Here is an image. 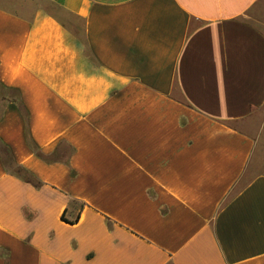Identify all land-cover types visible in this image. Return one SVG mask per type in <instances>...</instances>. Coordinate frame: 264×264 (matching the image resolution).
I'll return each instance as SVG.
<instances>
[{"label": "crops", "instance_id": "obj_1", "mask_svg": "<svg viewBox=\"0 0 264 264\" xmlns=\"http://www.w3.org/2000/svg\"><path fill=\"white\" fill-rule=\"evenodd\" d=\"M263 19L0 0V264H264Z\"/></svg>", "mask_w": 264, "mask_h": 264}, {"label": "rangeland", "instance_id": "obj_2", "mask_svg": "<svg viewBox=\"0 0 264 264\" xmlns=\"http://www.w3.org/2000/svg\"><path fill=\"white\" fill-rule=\"evenodd\" d=\"M264 21V19L262 20V22H260V23H254L255 25H257L258 27H260L261 28V30L262 31H264V25H263V22ZM264 115V114H263ZM261 137H263V135H264V124H263V126L261 127Z\"/></svg>", "mask_w": 264, "mask_h": 264}, {"label": "trees", "instance_id": "obj_3", "mask_svg": "<svg viewBox=\"0 0 264 264\" xmlns=\"http://www.w3.org/2000/svg\"><path fill=\"white\" fill-rule=\"evenodd\" d=\"M62 219H63V217H62Z\"/></svg>", "mask_w": 264, "mask_h": 264}]
</instances>
